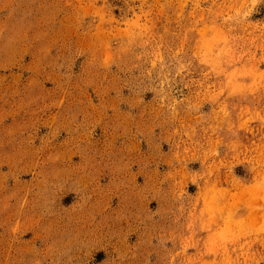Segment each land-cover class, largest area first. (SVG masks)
I'll list each match as a JSON object with an SVG mask.
<instances>
[{
	"label": "rangeland",
	"instance_id": "1",
	"mask_svg": "<svg viewBox=\"0 0 264 264\" xmlns=\"http://www.w3.org/2000/svg\"><path fill=\"white\" fill-rule=\"evenodd\" d=\"M0 264H264V0H0Z\"/></svg>",
	"mask_w": 264,
	"mask_h": 264
}]
</instances>
